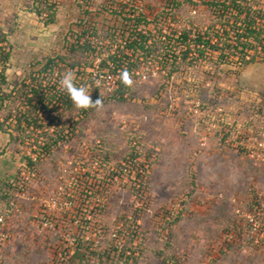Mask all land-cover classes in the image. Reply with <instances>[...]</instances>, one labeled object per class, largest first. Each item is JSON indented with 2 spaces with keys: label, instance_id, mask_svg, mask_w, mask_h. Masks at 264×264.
Segmentation results:
<instances>
[{
  "label": "rangeland",
  "instance_id": "374dc122",
  "mask_svg": "<svg viewBox=\"0 0 264 264\" xmlns=\"http://www.w3.org/2000/svg\"><path fill=\"white\" fill-rule=\"evenodd\" d=\"M79 1L0 0V36L7 37V42L0 40V123L4 125L0 128V198L4 205L11 181L16 182L13 193L22 192L20 173L34 166L30 160L40 154L39 142L48 144L62 132L65 135L64 142L52 145L51 152L44 148V156H39L35 167L43 182H25L28 215L14 222H24L36 214V197L50 196L57 190L62 170L84 167L92 172L83 188L92 194L87 203L90 227L101 230L99 243L92 244L86 253L87 264H170L169 258H176V264H264V229L253 235L244 216L264 200V166L255 167L224 146L213 128L222 118L226 124L239 126L261 116L264 62L238 67L234 55L223 60L217 50H207L201 56L192 38L189 66L171 77L165 73L169 75L168 70H160L161 63L141 61V55L135 54L133 63L139 62L144 69L140 75L128 71L133 80L131 92L125 94V101L115 100L112 96L121 90L120 78L118 90L111 91L107 80L108 74H113L110 52L123 55L121 61L128 55L120 49L125 39H111L108 32L123 19L108 11L116 0H84L85 5ZM141 1L147 19L164 18L167 29L179 25L214 41L219 21L208 4L214 0ZM43 3L55 6V23L38 15L36 8ZM129 14L133 13L120 16ZM76 46L86 51L73 53ZM188 49L180 46L174 50L175 56L182 57ZM6 52H10V60L5 67L2 57ZM64 56L69 57L68 62L59 60ZM51 59L56 65L47 68ZM116 63L120 65V59ZM68 71L75 74L77 86L88 87L93 102L103 98L102 108H94L84 118L78 107L68 108V95L60 86ZM32 89L38 95L32 96L30 103ZM54 97L63 100L62 104L58 99L52 101ZM34 107L39 123L29 127L24 119ZM197 110L203 117L195 114ZM47 129L55 132L47 133ZM97 142H101L99 149L94 147ZM130 157L140 159L150 173L152 214L142 217L131 205V187L112 182L109 188L103 187L110 167L121 166ZM63 185L77 190L70 180ZM180 204H186V215L166 223L164 218L171 214L167 209ZM118 225L126 233L127 245L120 257H113L110 234ZM232 227L234 246L226 241ZM18 232L17 244L25 246V235ZM29 232L34 236L32 253L41 261L52 259L56 237L39 236L33 228ZM40 240L45 244H36Z\"/></svg>",
  "mask_w": 264,
  "mask_h": 264
},
{
  "label": "built area",
  "instance_id": "2783aa9c",
  "mask_svg": "<svg viewBox=\"0 0 264 264\" xmlns=\"http://www.w3.org/2000/svg\"><path fill=\"white\" fill-rule=\"evenodd\" d=\"M258 1V0H256ZM80 5H85L84 0L79 1ZM113 4V3H111ZM141 0H116L113 6L108 7L109 13H115L119 16L121 21L116 22V28L110 29L108 33H113L116 36L124 38V41H121L120 49L125 56L124 60L121 61L122 56L116 54L115 52H110L109 58L116 57L120 59V76L117 72L113 74H108V86L111 91H117L119 85L117 86L118 79L120 78V89L122 85L121 73L123 71L132 70V75H140V71L144 69L140 67V63H133L132 59L135 54L141 55L142 53L133 47L134 42H140V36H146L149 38V45H152L156 42L157 39H162L163 42L167 43L169 39L176 37L180 39L187 29H183L182 26H176L175 29H167L164 18L148 19L150 24L136 23L138 19L142 18L143 10L141 8ZM254 10L256 11L255 15V26L252 30V34L247 32V28L243 24H239V28L233 27V21L238 16V13L232 9V17L230 22H227L225 18L226 12L224 10H217V17L219 23L216 26V32L214 35V41L211 38H207L204 35H200L202 40H209L214 46L207 47L203 43H200L198 51L210 50L217 53L219 52L222 56L234 55V60L238 67L241 57L245 58L246 63H257L264 62V0H261L260 5H255ZM132 12L133 14L121 15L120 13ZM196 14V12H194ZM45 17H48V14H44ZM245 17V15H244ZM243 17V18H244ZM171 19H169L170 21ZM176 23V22H173ZM153 27V30L151 29ZM175 27V25H173ZM188 31V30H187ZM192 38L197 39L195 34H189L188 42ZM176 41H174L175 43ZM210 43V44H211ZM177 47L172 49V54L175 56L174 50L180 48V46H187L182 41L178 42ZM245 46V47H243ZM202 49V50H200ZM187 52V51H186ZM129 56H131L129 58ZM184 56V54H183ZM183 56L175 59L178 60L176 63L180 64ZM129 58V59H128ZM128 59L130 62L126 63L125 60ZM150 60V63L153 64L161 63L163 68L160 70H167L165 64L160 59H144ZM116 61L112 60L111 69L116 68ZM2 71V70H1ZM167 77L168 73L165 71ZM102 73H99L101 75ZM39 98V97H38ZM38 101H41L39 98ZM264 103V102H263ZM264 105V104H263ZM200 108V104H199ZM197 109V108H196ZM260 117L254 120H249L243 125H234L233 123L228 122L227 124L224 120H217L213 128L217 129V133L222 137L223 134H226L225 146L235 149L239 153L243 154V157L248 160L255 167L264 166V108L259 109ZM196 115H199L200 118L203 117L199 111H195ZM206 117V116H205ZM47 133H54V130L47 129ZM41 146L40 154L31 156L30 163L34 165L32 168L25 167L20 173V189L22 192L20 194H15V197L10 200L7 208L0 213V264H7L6 251L13 240V234L11 233V225L14 221L22 219L26 215V209L24 203L28 199V193L26 189L28 184L25 182H43L42 174L36 169L40 155H43L45 151L44 148H48V144L45 142H39ZM136 145V143H135ZM96 148H101V142H97L94 146ZM36 166V167H35ZM62 177H69L64 179L60 177V183L57 187V190L53 192L50 196L41 195L36 197L38 202V216L35 221L34 226L36 227L38 235L50 236L52 238L56 237L54 243V249L56 253L57 261L60 264H71V261L78 250H85L87 253L91 251L90 247L92 244H98L97 235L101 230H93L90 225L92 217L88 211L89 206H87L88 199L92 194L83 189L86 186V183L92 177V172L90 169L84 167H75L62 170ZM148 167L140 163V159L127 158L125 162L120 164H115L110 167L109 178L103 184V187L109 188V185L112 183H117L118 186L123 184L127 187H131V205L135 211V214H138L139 217L143 215L152 214L153 206V196L150 188V177H149ZM66 180L72 181L77 190H72L68 186H64ZM25 185V186H24ZM73 186V187H74ZM20 192V191H19ZM97 197V201H100V198ZM260 199L262 198L259 195ZM78 204L82 206L78 208ZM179 206H173L171 209H167L169 212H174V209L178 210ZM245 222L249 225L251 233L255 236L261 234L264 229V200L261 201L252 209V211L245 213ZM170 218V216H169ZM138 225H141V222L138 221ZM122 227L118 225L116 230H113L110 234L111 243H112V256L120 257L121 253L126 251L127 237L125 231H121ZM121 231V232H120ZM58 237L60 240H58ZM264 237V234H263ZM136 244V242H135ZM128 256H132L131 253H126Z\"/></svg>",
  "mask_w": 264,
  "mask_h": 264
},
{
  "label": "trees",
  "instance_id": "16d2710c",
  "mask_svg": "<svg viewBox=\"0 0 264 264\" xmlns=\"http://www.w3.org/2000/svg\"><path fill=\"white\" fill-rule=\"evenodd\" d=\"M208 4L210 5V8H213V11L224 10L226 12L225 18L227 19V22H230L231 18H233L231 10L234 9L238 13V16H236V19L233 21V27L239 28V24H243L246 26L248 33L252 34L254 32L252 30L253 26H255V15H256V11L254 10V6L260 5L261 0H258V1H256V0H221V1L220 0H218V1L214 0ZM36 11H37L38 15H40V16H43L44 13H48L49 14L48 22L55 23L56 18H57L55 6L49 5L47 3H43V4H40L36 8ZM244 15H245V17H244ZM136 23H138V24H143V23L150 24L149 20L144 15L142 16V18L138 19ZM189 34H190V32L186 30L184 35L180 39H176V37H174V38L169 39V41L167 43L163 42L162 39H157L156 42H154L152 45H149V41H150L149 38L142 35L139 38L140 42L139 43L134 42L133 47L138 49L142 53V59L143 60L144 59H160V60H162L165 64V68L169 72V77H171L172 75H175L177 72H179L180 69L183 68V66H186V65L189 66V63H190L189 55L191 53V49H192L191 47L193 46L191 43L188 42ZM108 35H109V37H111V39L117 40V36L115 34L108 33ZM0 37H2V38H0V40H2V41L7 40L6 35H2ZM174 41H176V42L174 43ZM180 41H182L186 45L188 44L189 49L187 50V52L184 54V56L182 58V64L181 63L177 64L176 63L177 60L173 59V58H175V56L172 54V49L175 48L176 44ZM200 43H203L207 47H211V44H210L211 42L209 40L203 41L202 37L199 35V36H197V39L194 40L193 44H194V46L196 45L195 47H197ZM243 47H245V46H243ZM78 51L84 52L86 50L84 48H79V46L72 48L73 53H76ZM94 52H95V50H94ZM200 53H201V56H203L205 54L203 51H200ZM67 58L69 59V57L64 56V57H61L59 60L68 62ZM221 58H223V60H224V58H226V57L221 56ZM2 59H3L4 65L6 67V65L9 63V60H10V52L4 53ZM111 60L117 61L118 59L116 57H112ZM194 63H191V65H194ZM238 63H239V65H241L240 67H244V66L252 64L253 62L252 63H246L245 58L241 57L240 61ZM54 65H56V62H55V60L51 59L47 63V68H52ZM119 70H120V67L118 65H116V68L113 71L118 72ZM129 71L131 72L132 70L130 69ZM123 84L124 83L122 82L121 90L119 92H117V94L112 96L115 100L125 101V98H124L125 94L128 92L129 93L131 92L129 90V87L126 85H123ZM21 92H23V91H19V93H21ZM30 92H33V95H30V99H29V101L31 103L32 102V96H35L38 94H37V91H35L34 89H32ZM57 99L60 101V105H61L63 100H61L59 98L54 97L52 99V101L57 102L58 101ZM65 99H66V105L68 106V108L70 110L76 107L74 105V103L71 101L69 96L65 97ZM36 109L37 108L34 107L33 110L30 112V116L28 118L24 119V120L28 121L27 123H28L29 127H31L32 124H34L33 122H35L36 126L39 123L36 116H34L36 113ZM93 110H94V108H89L87 110L79 108V112L82 113L83 118L85 116L89 115V113H91V111H93ZM31 116H33L35 119L34 120L31 119ZM8 119H9V117L6 120H8ZM21 122H22V120H20V122H19V125H18L19 128L22 127ZM63 133L64 132H62V134L58 136L59 137L58 139L49 140V142H48L49 152H51L52 145H55L57 147L60 145L61 142L65 141L64 140L65 135ZM223 135L224 136L221 137L222 138L221 141L223 142L222 144H224V146H225V138L227 136H226V134H223ZM235 152H237L238 154L243 156L242 153H239L238 151H235ZM15 184H16V182L13 184L11 181L10 188H12V189H8L5 191L6 192V198L5 199L8 200V203L10 202L11 199H13L15 197V193H13ZM185 212H187L186 204H184V205L180 204L178 211L176 210V211L172 212L171 214L167 213L168 216L166 218H164V221L166 223H171V222L175 221L174 217H176V220L180 217L182 218V216L185 214ZM169 215H170V218H169ZM246 227L248 228L249 226L246 225ZM234 230H235V228L232 227L227 232L226 241H227L228 245H232V246L236 245V242L233 239V234H234L233 231ZM54 240H56V239H54ZM167 260H165V261H167L170 264H176V258H169ZM56 263H58V261H56Z\"/></svg>",
  "mask_w": 264,
  "mask_h": 264
},
{
  "label": "crops",
  "instance_id": "0c3cea01",
  "mask_svg": "<svg viewBox=\"0 0 264 264\" xmlns=\"http://www.w3.org/2000/svg\"><path fill=\"white\" fill-rule=\"evenodd\" d=\"M3 126L0 123L1 129ZM221 139L222 138L220 136V141H221ZM9 142L10 141H8V142L6 141V143H9ZM233 151L235 152L234 149H233ZM1 196H2V193L0 192V197ZM7 206H8V204L4 205L1 198H0V213L2 211H4L5 208H7ZM36 209H37L36 214H31L30 217H28L24 222H22V220H21L18 224H16L15 222L12 223L11 233L13 234V240L9 244L7 251H6V257H7L6 263L7 264H46L47 260H49V262L53 261V264L56 263V261H57L56 255L52 259L46 258V260L43 259V261H41L40 258H37V256L32 253L31 248L35 247L32 244L33 243L32 239H34V236L29 231L33 228V229H35V232L37 233L36 227L34 226V224H32V223H35V221L37 220L36 218L38 216L39 209L37 207H36ZM193 211H191V213ZM196 212H198V211H196ZM32 217H36L35 218L36 220ZM18 230L21 232L22 235L26 236V237L24 236V240L22 238L23 245H25V246H19L17 244V242L20 239V237L18 236L19 235ZM23 230H25L26 232L23 233ZM39 236H43V235H39ZM53 242H55V241L53 240ZM43 243L45 244V242L43 240L36 242V244H39V246L42 245ZM31 245H32V247H31ZM16 246H19V248ZM22 249L24 252L23 251L21 252ZM86 259H87V254H86L85 250H78V253H76L73 257L71 264H87L89 261Z\"/></svg>",
  "mask_w": 264,
  "mask_h": 264
},
{
  "label": "clouds",
  "instance_id": "9594fccd",
  "mask_svg": "<svg viewBox=\"0 0 264 264\" xmlns=\"http://www.w3.org/2000/svg\"><path fill=\"white\" fill-rule=\"evenodd\" d=\"M121 80L126 86H133V80L128 71L125 70L121 73ZM60 86L70 97L74 105L80 109H100L103 107V98L100 97L99 99L95 100V102H93L88 87L77 86L75 83V74L71 71L63 74V77L60 80Z\"/></svg>",
  "mask_w": 264,
  "mask_h": 264
}]
</instances>
